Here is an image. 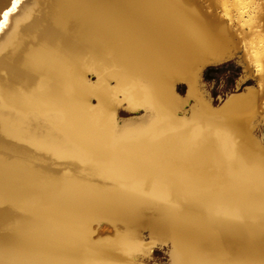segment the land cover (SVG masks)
<instances>
[{
  "label": "bare ground",
  "instance_id": "1",
  "mask_svg": "<svg viewBox=\"0 0 264 264\" xmlns=\"http://www.w3.org/2000/svg\"><path fill=\"white\" fill-rule=\"evenodd\" d=\"M208 1L0 0V264H264V12Z\"/></svg>",
  "mask_w": 264,
  "mask_h": 264
},
{
  "label": "rangeland",
  "instance_id": "2",
  "mask_svg": "<svg viewBox=\"0 0 264 264\" xmlns=\"http://www.w3.org/2000/svg\"><path fill=\"white\" fill-rule=\"evenodd\" d=\"M201 5L208 6L209 11L219 13V9L215 5L209 4L208 0H197ZM261 9L264 12V0H258ZM256 21L262 26L259 28L264 35L263 20L257 17ZM242 79V80H241ZM201 84L207 95L216 105L220 100L224 99L228 93L243 91L246 86H257L256 73L252 70L251 64L244 55L241 43H238L233 53L217 63H207L202 69L200 76ZM176 92L184 95L185 84L182 81L176 83ZM120 116L127 117L131 112L124 107H119ZM264 112V107H263ZM263 121L260 122V130L264 138V115ZM147 264H168L167 263V247L166 245L157 246L153 249Z\"/></svg>",
  "mask_w": 264,
  "mask_h": 264
},
{
  "label": "water",
  "instance_id": "3",
  "mask_svg": "<svg viewBox=\"0 0 264 264\" xmlns=\"http://www.w3.org/2000/svg\"><path fill=\"white\" fill-rule=\"evenodd\" d=\"M10 7V5L8 6V8ZM7 8V9H8ZM7 9H5L4 11H6ZM209 59V57H206L205 59H203V61H207ZM207 63H212V62H205V64L203 65V64H201V65H203L202 66V68H201V70H200V76H201V72H202V69L205 67V65L207 64ZM223 100V99H222ZM222 100H220V102L222 101ZM210 101H211V103L213 104V100H211V98H210ZM219 102V103H220ZM218 103V104H219ZM258 133V132H257ZM259 134V133H258ZM262 136V135H261ZM262 139L264 140V138L262 137Z\"/></svg>",
  "mask_w": 264,
  "mask_h": 264
},
{
  "label": "snow or ice",
  "instance_id": "4",
  "mask_svg": "<svg viewBox=\"0 0 264 264\" xmlns=\"http://www.w3.org/2000/svg\"><path fill=\"white\" fill-rule=\"evenodd\" d=\"M15 4H16V0H13V4H12V9L14 10L15 9ZM7 13H5L6 15Z\"/></svg>",
  "mask_w": 264,
  "mask_h": 264
}]
</instances>
